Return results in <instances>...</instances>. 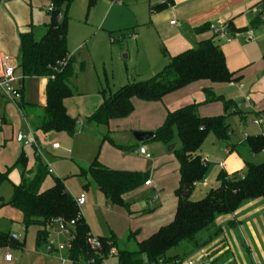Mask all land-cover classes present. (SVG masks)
Segmentation results:
<instances>
[{
	"label": "trees",
	"instance_id": "trees-1",
	"mask_svg": "<svg viewBox=\"0 0 264 264\" xmlns=\"http://www.w3.org/2000/svg\"><path fill=\"white\" fill-rule=\"evenodd\" d=\"M9 0H0V4ZM74 0H50L53 6L50 22L45 26V34L35 40L32 32L19 36L20 61L18 69L22 78H46L45 106L37 114V130L43 133L62 132L68 138L76 133V120L71 118L64 106V101L72 95L69 82L75 76L74 60L67 49V19H58L62 4L70 5ZM111 2L114 0H110ZM264 3V1L262 2ZM169 1L157 5L153 10H164ZM263 22L256 18L251 26L257 28ZM230 32L242 33L244 29L235 30L227 25ZM205 25L197 32L209 31ZM115 40H111L113 44ZM264 64V56L262 58ZM241 71L230 72L225 58L213 38L199 42L195 48L182 52L169 59L166 66L152 78L127 84L114 93L102 92V104L87 118V122L96 126L108 127L112 121L129 118L133 111V100L145 103H162L163 99L185 87L195 83H206L203 90L205 103L219 102L224 111L232 107V103L222 97H216L213 88L221 84H229L241 80ZM200 104L192 103L173 111H166L165 119L154 132L150 141L169 146L174 142L180 147L173 150L179 180L174 190L176 209L173 219L167 225L142 241H136V234H128L127 241L132 242L135 250L116 251L117 264H172L187 259L184 256H169V252L184 242L195 243V238L213 226L215 218L231 215L245 202L261 200L264 204V162L253 164L246 160L243 163L246 173L226 174L223 170L216 175L218 186L207 193L199 201H191L190 197L195 186L203 182L207 163L198 152L208 133L218 140L225 141L230 128L225 123L226 115L201 117L198 114ZM34 107L25 106L23 110L34 112ZM36 115V113L34 114ZM104 139L103 141H105ZM232 149L237 155L245 150L253 156L264 149V133L257 137L246 138L242 146L234 145ZM37 155V154H35ZM241 156V155H240ZM37 157V156H36ZM26 158L20 156L13 169L20 172V182L13 186L12 196L7 206L22 215V226L38 228L36 246L45 245V227L52 220L63 223L75 222L72 229L73 240L68 251L70 264H85L93 260V264H104L109 258L111 249H117L114 237H97L101 249L93 253L88 241L93 238L89 226L82 214H79L75 199L66 191L61 180L54 178L53 185L44 192L40 191L41 183L47 167L37 157L36 168L27 170ZM29 175H32L29 177ZM80 179L89 177L97 191L103 196L110 207L127 208L124 197L144 186L148 181L147 172H127L108 169L98 162L97 157L80 170L76 176ZM7 180L6 174H0V184ZM88 184L83 185L86 189ZM200 245L197 249L203 248ZM10 245L17 248L22 243L13 241L10 236L0 235V246ZM211 264V263H210ZM213 264V263H212Z\"/></svg>",
	"mask_w": 264,
	"mask_h": 264
},
{
	"label": "rangeland",
	"instance_id": "rangeland-1",
	"mask_svg": "<svg viewBox=\"0 0 264 264\" xmlns=\"http://www.w3.org/2000/svg\"><path fill=\"white\" fill-rule=\"evenodd\" d=\"M147 1L74 0L70 5L62 4L58 15L60 18L66 17L67 19V49L74 58L75 76L70 80L72 95L67 102L72 108V113H74L76 133L72 139L62 132L37 134L42 152L40 161L52 171V174L45 175L40 191L44 192L48 189L52 185L53 179L56 178L64 182V187L72 197H77L83 193L86 196V205L96 207V211H92V213H94L97 223L105 231L103 232L104 235L107 232L105 224L107 211L111 209L113 211L120 210L127 217L129 210L127 208L110 207L109 205L104 206L90 178L80 179L76 177L80 172L79 167H87V163L92 159H89L90 154L92 151L95 153L99 151L100 145H102L103 139L107 135L115 143L130 142L133 140L131 132H139L134 129L135 127L142 125L143 122L162 125L164 115L161 113H165L164 108L166 106L172 107V104L167 101L170 97L165 99L164 107L156 105L158 106V112L150 111L151 105L136 106V108L134 106V113L130 118L123 120L122 125L110 128L90 124L85 121V115L82 114L86 108L85 103L92 95H99L103 91L106 94L114 93L127 84L146 81L163 69L166 60L158 48L155 50L159 56L157 71L150 73L152 69L144 60L145 50L152 53L148 49L152 42L151 37L154 36L148 28ZM50 5V3H46L41 8V16L33 32L37 40L44 33L43 26L50 22V15L47 12ZM261 20L264 22V17H261ZM263 27L264 24L254 31L263 30ZM254 31L249 29L247 32L236 36L234 40L245 39ZM39 32L42 34L40 35ZM135 35H140V40L137 41L138 45L133 39ZM111 40H115V42L111 44ZM161 60L163 61L162 64H160ZM23 87L25 90L30 89V93L34 94L35 87L31 84L24 81ZM237 91L236 88H232L227 84H221L217 94L225 100H235L238 96ZM185 97L187 96L182 95L179 97L175 103L176 106L168 108L169 111L188 105L190 102L186 101L188 103L186 104L184 102ZM75 99L76 101H74ZM236 102L239 101L236 100ZM240 109L242 110V107ZM219 113V115H226L225 123L230 128V134L225 141L218 140L212 133L207 134L198 154L200 153L202 160L206 159L204 161L208 165L203 182L197 184L191 194V201L201 200L218 186L215 177L222 169L227 173L237 171L240 175H244L246 167L240 156L244 153L240 151V155H237V153L231 151L230 155L226 157V151H229L234 145L245 144L246 138L261 135L260 128L254 125V122H257L260 118L251 111H243L242 115H231L232 108L225 112L222 106V111ZM51 145L60 146V150L51 151ZM141 146L145 147L146 152L151 157L150 160L146 161L147 169L143 172L153 174L159 170L161 171L159 168L153 170L150 165H155L162 159L164 160L161 163V168L162 170L166 169L169 174H171L173 167H178L174 154L172 152L168 153L167 147H164L161 143L153 141ZM179 147L178 143L177 148ZM25 154L27 169L31 170L35 166L37 157L33 155V150L30 147L25 149ZM134 156L142 158L136 151ZM252 159V162L263 163L264 149L255 154ZM174 174L176 175V172ZM86 184H88L87 190L83 188V185ZM164 185H171V180L166 178ZM10 190L11 186L4 183L0 192L3 195L5 191ZM139 191L131 195L129 204L141 207V211L144 213L148 211L145 208V203L152 190H145L142 187ZM255 201L245 202L231 215L217 216L213 226L198 235L195 238V243L184 242L179 247L171 250L169 256L179 255L187 259L205 256L211 260V264H263L257 258L259 250L256 247L258 241L255 238L264 236V209L260 210L253 206L245 208L247 204ZM1 208H3V205H1ZM84 211H87L86 207L81 208V214L88 223L92 237L97 239L93 226L84 215ZM130 212L132 211L130 210ZM122 220L120 216L116 222L117 231H119V236H115L118 243L116 251L118 252L119 249L133 251L135 250L134 244L127 241L129 232L122 231ZM138 224L143 227L145 221ZM207 242L209 243L203 248L197 249ZM10 252L12 256L17 253L14 249H10ZM26 260L29 261L30 259L24 258L22 264H27ZM31 264H70L68 262V251L65 250L56 255L43 254V259L33 260ZM104 264H117L116 258L109 257L104 261Z\"/></svg>",
	"mask_w": 264,
	"mask_h": 264
},
{
	"label": "crops",
	"instance_id": "crops-1",
	"mask_svg": "<svg viewBox=\"0 0 264 264\" xmlns=\"http://www.w3.org/2000/svg\"><path fill=\"white\" fill-rule=\"evenodd\" d=\"M263 1L264 0H169L170 5L167 8L154 11L153 9L157 5H160L162 0H148L146 6L148 12V28H150L154 36L151 37L152 42H148V45L150 43L148 50H151L152 53H149L147 50L144 51V60L147 61L152 69L150 73H153L159 68L157 67L159 56L155 51L156 48H158L162 56L165 57L166 61L162 67L164 68L170 58L195 48L196 45L203 40L213 38L225 58L227 69L230 72L241 71L242 77L240 81L227 84L238 90V96L235 100L224 99L232 103L231 115H242L243 111H251L260 118V120L257 121L260 122V125L255 124V122L254 125L260 128L261 135L264 133V64L262 62L264 56V27L263 30L254 31L257 28H261L262 25L253 28L251 23L256 18L262 21L261 17L263 16L260 15V12L264 8ZM46 3H50V0H9L0 4V72L6 64H10L15 68V74L21 78V97L19 100H7L0 96V174L7 175V180L0 184V189L4 183H8L11 186V190L8 192L5 191V194L2 195L0 192V235H17L20 238L18 242L22 243L21 248L10 245L0 246V264H22L24 258L30 259L29 261L26 260V262L27 264H31L33 260L37 261L38 259H43V254H46L43 246H36V233L38 228L30 227L26 230L21 223L22 215L17 210L6 205L12 196L13 186L20 182L19 170L13 169L12 167L20 156L24 155L26 158L25 149L29 147H25L18 143L15 139L16 135L21 133L27 139L32 138L34 140V145L30 148L33 150V155L35 157L41 158L42 153L37 134L43 132L37 130V114H39L38 110L45 106V89L48 80L46 78H22L18 65L20 61L19 36L26 32H32V34H34L33 32L35 31L36 24L41 16V8ZM172 21L175 22V25H170ZM228 24L235 30L244 29L243 32H247L251 29L254 32H251L245 39L239 38L234 40L236 36L243 32L238 34L230 32L227 29ZM205 25L209 26V28L211 26H225L227 29V36L223 39H219L213 35L211 30L204 32L196 31V29ZM45 26L46 25L43 26L44 33L42 34L39 32L40 35L42 34L41 37L45 34ZM249 36H251L253 40L247 41ZM133 39L136 41V45H138L137 41L140 40V35L133 36ZM71 57L74 60L73 56ZM162 62L161 60L160 64H162ZM24 81L35 87L33 95L30 93V89H24ZM69 85L71 87L70 82ZM206 87H208V85L202 82L189 85L165 97L162 103H145L138 100H133L132 102L135 108L136 106L151 105L150 111L154 110V112H158V106L156 105L164 107L165 99L170 97L167 101L172 104V107L166 106L164 108L165 113H161L164 115L165 119L166 111H169L168 108H174L177 99L184 95L187 96L184 102L187 101L190 102L189 104H200L198 113L203 115L201 117L221 116L219 115V112L222 111L221 103H205L203 90ZM218 89L219 86L213 88V93L216 97H220L217 94ZM236 100L239 102H236ZM67 101L68 99L64 101L66 113L73 118L74 113H72V108ZM74 101H76V99ZM102 101V93H99V95L94 94L87 100L85 103L86 108L82 113L85 115V121H87V118L100 107ZM187 102L186 104H188ZM25 106L34 107L36 115H34L35 113L33 112L23 110ZM241 107L243 111L240 109ZM122 124L123 120L112 121L109 123L108 128ZM160 126L161 125L143 122L142 125L134 129L139 132H154ZM104 139L106 140L100 145L99 151L97 153L92 151L90 154L89 159H92L87 163L88 165L97 157L101 165L115 171L143 172L147 169L146 161L148 160H145L142 156L143 159L134 156L135 151L139 147H143L141 146L143 144H138L134 140L115 143L112 139L108 138V135ZM149 142L153 141H148L144 144ZM174 144L175 148H177L178 143L174 142ZM238 145L242 146L241 144ZM50 148L51 151L54 152L60 150V146L57 149H52L51 145ZM143 148L145 149V147ZM231 151L234 152L232 147L229 151H226V157L230 155ZM242 152L244 153L241 155L242 161L246 160L253 164H260V162H252L254 155H248L245 150H242ZM199 156H201L200 153ZM163 160L164 159L160 162L158 161L155 165H150L153 170H155V168L158 170L159 168L161 171L159 170L160 172L157 171L153 174L148 172V181L150 184L149 186H143L145 190H152L150 197H147L145 203V208H147L148 211L142 213L141 207L136 205L131 206L129 204L131 195L134 192L126 195L124 200L127 205V210H129L128 216L126 217L120 210L113 211L111 209L107 211V219L105 222L107 232L105 235L103 233L105 231L97 223L94 213H92V211H96V207L93 205H86L85 196V204L83 207H86L87 211H84V215L91 222L96 237L115 238V236H119L116 222L120 216L123 219L122 231H128L129 234H136V241H142L148 238L160 227L172 221L176 209V199L173 193L179 180L178 167H173L171 174H169L166 169L162 170L161 168ZM86 161L87 159L85 162ZM35 168L36 166L31 169L32 172ZM86 168L79 167V171ZM48 170H50L49 174H52L51 169L47 168V171ZM222 170L224 171V169ZM175 172L176 175L174 174ZM234 172L237 171L225 173L232 174ZM31 176L32 175H29V177ZM166 178L171 180V185H164V180ZM140 189L136 191L140 192ZM95 191L100 195L99 197H101L104 206H107L103 196L97 191L96 187ZM91 203L93 202L91 201ZM1 205H3V208H1ZM252 206L260 210L264 209L261 200H256L253 203L247 204L245 208H250ZM130 210L132 212H130ZM143 221H145V225L142 227L138 223ZM255 239L258 241L256 247L259 250L257 258L264 264V236H259V238ZM10 249L16 250L17 253L12 256ZM8 253L11 255L12 259L10 262H5L4 256ZM56 254L58 253L52 255Z\"/></svg>",
	"mask_w": 264,
	"mask_h": 264
},
{
	"label": "built area",
	"instance_id": "built-area-1",
	"mask_svg": "<svg viewBox=\"0 0 264 264\" xmlns=\"http://www.w3.org/2000/svg\"><path fill=\"white\" fill-rule=\"evenodd\" d=\"M169 0H162V3L167 2ZM264 5V3H263ZM53 10V6L50 5L47 12L50 13ZM260 15L264 17V8L260 12ZM58 19L60 17L58 16ZM170 25H175V22H170ZM211 32L216 38L223 39L227 36V29L225 26L221 27H210ZM253 40L251 36L247 38V41ZM21 78L15 74V68L10 65L6 64L1 72H0V96L12 101H17L21 97V86H20ZM255 124H259L260 122H255ZM16 141L23 146L33 147L34 140L32 138L27 139L23 134L19 133L16 135ZM57 145H52V149H57ZM136 153L139 156H142L145 160L150 159V155L145 151L143 147H139L136 150ZM50 173V170H48ZM150 182L147 181L144 186H149ZM75 199L76 207L78 208L79 214H81V208L85 204V195L82 193L77 196ZM74 220L68 223H63L59 219L52 220L48 223L45 227L46 231V241L44 245V251L48 255H52L55 253H61L65 250L69 251L71 249V241L73 240L72 229L74 227ZM10 238L13 241H19V236L12 234ZM88 245L90 250L93 253H97L101 249L100 242L96 238H91L88 241ZM116 255V250L111 249L109 252V257H114ZM12 259L11 255L8 253L4 256L5 262H10ZM85 264H93V260H88ZM159 264H164L159 262ZM172 264H210V260L205 257L201 256L196 259H187L183 261L174 262Z\"/></svg>",
	"mask_w": 264,
	"mask_h": 264
},
{
	"label": "water",
	"instance_id": "water-1",
	"mask_svg": "<svg viewBox=\"0 0 264 264\" xmlns=\"http://www.w3.org/2000/svg\"><path fill=\"white\" fill-rule=\"evenodd\" d=\"M133 140L138 144H144L153 139L154 134L152 132H131ZM175 149V144L167 146V152L171 153Z\"/></svg>",
	"mask_w": 264,
	"mask_h": 264
}]
</instances>
